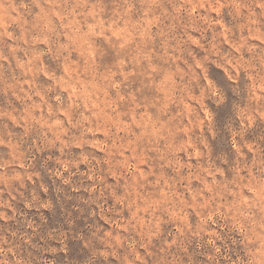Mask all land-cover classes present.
I'll return each mask as SVG.
<instances>
[{
    "label": "rangeland",
    "instance_id": "obj_1",
    "mask_svg": "<svg viewBox=\"0 0 264 264\" xmlns=\"http://www.w3.org/2000/svg\"><path fill=\"white\" fill-rule=\"evenodd\" d=\"M0 264H264V0H0Z\"/></svg>",
    "mask_w": 264,
    "mask_h": 264
}]
</instances>
